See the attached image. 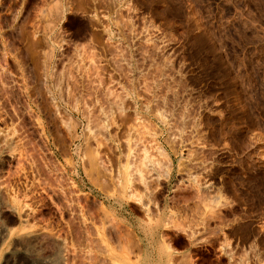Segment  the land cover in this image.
Masks as SVG:
<instances>
[{
  "label": "rangeland",
  "instance_id": "374dc122",
  "mask_svg": "<svg viewBox=\"0 0 264 264\" xmlns=\"http://www.w3.org/2000/svg\"><path fill=\"white\" fill-rule=\"evenodd\" d=\"M143 255L264 264V0H0V264Z\"/></svg>",
  "mask_w": 264,
  "mask_h": 264
},
{
  "label": "crops",
  "instance_id": "0c3cea01",
  "mask_svg": "<svg viewBox=\"0 0 264 264\" xmlns=\"http://www.w3.org/2000/svg\"><path fill=\"white\" fill-rule=\"evenodd\" d=\"M143 238V237H142ZM151 241V245H149L148 247H147V243H146V241H145V239H144V243H143V251H144V249H145V251L147 250V249H153L152 247V245H153V241L152 240H150ZM169 245H171L170 243H168V242H162V243H160L158 246H157V248H155L154 247V251L152 252L153 254H157V252L156 251H160L161 252V250H164V249H166L167 250V252H168V250H169ZM148 252L150 253V255H151V252L148 250ZM158 254H159V252H158ZM160 255V254H159ZM166 255V254H165ZM168 260V256H167V259H165V261H167Z\"/></svg>",
  "mask_w": 264,
  "mask_h": 264
},
{
  "label": "bare ground",
  "instance_id": "6f19581e",
  "mask_svg": "<svg viewBox=\"0 0 264 264\" xmlns=\"http://www.w3.org/2000/svg\"><path fill=\"white\" fill-rule=\"evenodd\" d=\"M125 181H127V178H125ZM122 182V181H120ZM199 192V191H198ZM199 196V195H198ZM213 198V197H211ZM218 201V200H217ZM162 217L157 221L156 225H160L162 222ZM225 245V244H224ZM234 257V256H233ZM159 259V258H158ZM137 261V260H136ZM160 261V259H159ZM150 262V257L148 255H143L142 257L139 258L138 262L136 264H149ZM135 263V262H134Z\"/></svg>",
  "mask_w": 264,
  "mask_h": 264
}]
</instances>
